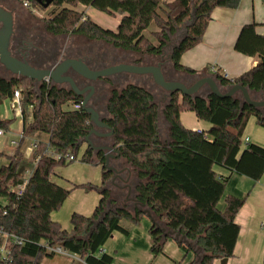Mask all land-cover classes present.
I'll use <instances>...</instances> for the list:
<instances>
[{"label":"trees","instance_id":"trees-1","mask_svg":"<svg viewBox=\"0 0 264 264\" xmlns=\"http://www.w3.org/2000/svg\"><path fill=\"white\" fill-rule=\"evenodd\" d=\"M18 1L23 6L29 2L26 9L44 8L35 0ZM241 1L52 0L50 6L56 11L45 25L47 32L56 37L82 36L112 46L111 54L96 56L98 66L142 62L120 57L117 50L154 56L157 63L164 62V48L174 36L183 33L170 47L165 69L168 66L177 75L174 81L182 79L181 73L197 79L198 71L182 65V55L202 41L216 8L237 9ZM81 5L112 17L121 15L117 30L104 29L77 11ZM152 24L160 29L154 34L158 46L145 35ZM258 26L256 22L244 25L235 44L237 52L258 57V65L233 80L215 72L213 76L222 92L239 84L249 90L252 99L264 100V34L258 33ZM61 55L62 45L55 53L49 52L42 65H55ZM104 80L112 90L101 88L91 106L113 130V148L120 151V157L107 164V152L94 151L87 145L82 161L101 166L102 184L85 187L97 189L101 199L91 216L72 214V230L68 231L52 219V214L65 203L71 190L56 184L52 176L56 167L75 161H68L70 156L77 159L85 138L94 129L91 116L83 109H65L71 101L82 102V97L68 86L0 78V106L14 98L17 88H22L23 138L35 134L48 137L34 149L32 159H38L35 165L19 149L0 167V264H42L57 255L49 248H61L83 264H113L114 257L102 252L104 246L115 232L129 234L121 224L123 219L138 223L146 215L145 210L151 212L149 235L154 257L164 254L168 239L177 241L176 235L180 234L188 244L177 241L178 245L194 255L189 264H215L216 260L232 258L240 233L236 217L246 199L228 195L221 210L219 203L229 178L220 177L214 167L226 168L255 182L263 177L264 147L248 143L243 149V136L251 117L264 128V107L248 105L241 93L219 98L207 86L196 96L175 92L162 110L168 128L164 138L156 94L138 84ZM100 101L104 102L102 108L98 107ZM183 111L194 112L211 128L202 132L185 128L180 120ZM11 124L12 120L0 118V128L8 131ZM118 165L124 166L125 172L124 180L116 181V185L112 183L115 173L108 167ZM27 173H31L28 182L18 194Z\"/></svg>","mask_w":264,"mask_h":264},{"label":"rangeland","instance_id":"rangeland-1","mask_svg":"<svg viewBox=\"0 0 264 264\" xmlns=\"http://www.w3.org/2000/svg\"><path fill=\"white\" fill-rule=\"evenodd\" d=\"M0 4L2 6H10L13 4V7H17L15 12V17L17 20H21L22 23H27L29 26H39L41 28H46V21L51 17V13L56 11L54 6H50L49 8H42L40 6L35 7L33 9H26L22 2L18 0H0ZM77 11L84 13L85 16L90 18L92 21L103 27L104 29L114 30L116 31L117 20L121 18L120 15H114V18L105 13H102L94 8L83 9V7H77ZM161 15L163 13L161 12ZM160 29L156 26V24H152L148 30L145 31L146 37L155 45H159V40L154 36V34L159 33ZM184 34L181 33L178 36H174L171 39V42L164 48L163 52L167 50V54L165 55L166 61L169 60L170 57V48L174 44L178 43L180 38ZM75 43L81 42V45L89 47L90 49H94L97 52L104 54L110 53L112 49L110 45L102 41H90L87 38L82 36H76ZM63 37H57L58 46L61 47L63 43ZM111 48V49H110ZM118 55V53H116ZM164 54V53H163ZM142 57V59H141ZM125 58L127 60H142L139 65H151L156 64L158 62V58L150 55L140 56L139 54H132L127 52ZM170 67H166L165 72L168 78L172 79L173 77H177L176 74L172 73L169 69ZM15 77L10 72H7L4 68L0 67V78L11 79ZM127 82L141 85L151 92L156 94V101L159 106V111L161 112L160 118V128L162 132V136L165 138L168 136V128L166 127L162 110L164 105L167 102H161L162 97L165 94V91L158 87L152 77L150 75H127ZM190 82V80H189ZM182 97V96H181ZM181 97H179V101H181ZM98 107L102 108L104 106V102L101 101L98 103ZM70 106H67L65 109H70ZM0 113L2 117L8 118V120H12L11 124V132L0 138V167L6 165L8 163V158L13 156L18 148L14 149L15 146L10 144V141L13 139H18L17 134L14 132H18L20 128L19 119L16 120L15 113L11 108L10 100H5L0 106ZM255 121H251L248 124V128H246L244 132L243 139L245 137H250L253 141V134L256 129H259L260 132H263L264 129L259 127L257 123V119L255 117ZM250 118V119H251ZM250 121V120H249ZM254 124V125H253ZM44 135V134H40ZM264 136V135H263ZM37 137L33 140H36ZM246 143L243 140V146ZM8 147V148H7ZM22 152L26 151L25 147L22 145ZM87 149V144L84 143L79 152L77 161L72 163L61 165L55 168L56 175H53V181H55L58 185L65 187L68 190H71V194L65 203L60 207L58 211H55L54 216L58 217L60 224L65 228H72L71 226V216L73 213L77 212L86 216H91L93 211L100 201V194L97 189H87L85 186L92 184L93 187L100 186L102 184V169L100 165H92L82 161V157ZM112 155H116L112 153ZM112 158V157H111ZM28 160H32V165L36 164V160L34 161L32 157L28 158ZM30 168V167H29ZM28 176V173L26 174ZM237 176L235 175L234 179L229 180L226 185L225 194L222 200L219 203V208L223 210L225 208V200L228 195H233L238 198L246 199L248 201L250 191L252 188L250 186H245L244 184H240L237 182ZM117 184V183H116ZM84 186V187H83ZM245 202V204H246ZM244 204V205H245ZM57 222V221H56ZM122 226H124L129 234L125 235L120 232H115L113 236L108 240L103 249L110 248V254L114 257L113 264H189L193 260V253H187V251L183 248H180L177 242L173 239L169 238L165 248L164 254H160L158 256H153L150 250V235L149 230L152 225V221L148 216H144L142 220L138 223H132L127 219H123ZM69 227V228H68ZM71 231V230H69ZM182 239L181 237H179ZM109 251V250H108ZM69 256V254H67ZM69 260L67 264H81L78 261H75L72 258H68ZM57 261L47 260L43 264H54ZM63 264V263H59ZM258 264H263V261Z\"/></svg>","mask_w":264,"mask_h":264},{"label":"crops","instance_id":"crops-1","mask_svg":"<svg viewBox=\"0 0 264 264\" xmlns=\"http://www.w3.org/2000/svg\"><path fill=\"white\" fill-rule=\"evenodd\" d=\"M81 7L88 10V7L82 5ZM121 18L117 20L116 30L120 24ZM253 22L259 24L257 28L258 33L264 34V0H242L239 8L237 9L216 8L211 15V21L209 22V25L204 33L202 41L197 46L182 55V65L198 71L199 75L197 76V79L202 76H213V74L218 71L227 79L233 80L250 71L258 65L260 59L258 57H249L237 52L235 50V44L242 27ZM74 37L76 36L70 35L63 37L62 55L60 60L72 58V56L76 53V50L73 49L76 47ZM111 51L109 54H111ZM116 52L120 57H125L127 54V52L122 50H117ZM120 63H127V61ZM127 75L129 74H120L119 76L113 78V82H122V84H128ZM179 75L187 81L190 80L192 82L196 80V78H192L184 73ZM109 90H112V88H109ZM14 113L16 120L19 119L20 128L17 133L14 132L17 134L18 139L11 140V145L12 142L19 143L21 141V134L23 132L22 115L16 111H14ZM0 118L2 120H8V118L2 117L1 113ZM180 120L183 126L189 130L202 132L208 131L211 128L209 123L199 120L196 114L191 111L181 112ZM251 121H255V119L251 118L248 124H250ZM248 126L249 125H247L246 128H248ZM3 131L4 134L0 136V138H3L11 132V126L8 131L4 129ZM262 133L263 132H260L259 129H256L253 134V138H255V136L257 137L253 141H251L252 139L250 137H247L250 139L249 143L264 147V134ZM36 137L37 141L33 140ZM41 141H48V137L46 135L35 134L31 138H26L21 141L22 145L26 149V151L23 152L26 157H32L34 151L30 150V148L34 144H37ZM245 146L246 145L243 146V149ZM16 148L17 147L15 146L14 149ZM214 170L220 177L229 178V180L234 179L235 175H238L220 166H215ZM54 175H56L55 172ZM237 182L244 184L245 186H250L252 190L250 191L248 201H245L246 204L239 211L236 217V223L240 226V233L235 246L234 256L226 260H216L215 264H258L262 261L264 262V175L257 182L248 177L238 175ZM52 219L59 222L58 217L54 216V214H52ZM69 230H72V228H69L68 231ZM103 251L111 255L110 248L103 249ZM66 257L72 258L75 261L83 264V262L80 261L77 256H68L62 254H57L52 259H45L42 264L47 260L57 261L54 264H67L69 261H72Z\"/></svg>","mask_w":264,"mask_h":264},{"label":"water","instance_id":"water-1","mask_svg":"<svg viewBox=\"0 0 264 264\" xmlns=\"http://www.w3.org/2000/svg\"><path fill=\"white\" fill-rule=\"evenodd\" d=\"M38 4L44 8H48L52 0H35ZM14 33V15L12 12L6 10L0 6V64H2L5 69L12 75L18 78H26L35 81V83H41L46 78H49L56 85H66L68 86L75 95L82 97L83 110L90 114L91 123L94 125V129L90 131L88 136L85 138V143L90 146L94 151H106L107 157H112L113 159L120 157V151H117L113 147L96 146L91 140V136L95 135L100 138L113 137L114 132L108 124H106L99 113L93 106H91V99L96 93V87L94 85L88 86L87 88L81 89L76 81L68 75L70 70L75 71L77 74L83 78L96 82L105 78H111L118 74H132V75H150L154 83L169 94L175 92L181 93L182 96H196L200 90L204 87H208L210 92L219 98H231L237 93H241L242 98L245 103L255 108H263L264 100H254L252 99L249 90L242 85H234L227 92H222L219 85L217 84L215 77L212 75L202 76L196 80L191 86H187L181 81L168 80L163 72L161 64L157 65H139L131 63H120L116 65H111L103 69H92L90 68L82 59L80 58H65L58 64L45 67L37 68L26 60H20L12 55L10 50L11 38ZM107 130L109 132L102 133L100 130ZM115 153L116 155H112ZM108 159V158H107ZM108 164V162H107ZM109 171L115 173V177L112 182H114L117 176L121 173L114 167H108ZM130 171L129 169H126ZM124 171V170H123ZM128 178L125 182H129ZM129 192L131 187L127 185ZM142 207L145 204L140 203ZM145 214L150 218L151 212L149 210L144 211ZM165 232V230H163ZM173 234L172 232H169ZM180 234L176 235V240L179 244L188 241L185 237L179 238ZM226 260V259H224Z\"/></svg>","mask_w":264,"mask_h":264},{"label":"flooded vegetation","instance_id":"flooded-vegetation-1","mask_svg":"<svg viewBox=\"0 0 264 264\" xmlns=\"http://www.w3.org/2000/svg\"><path fill=\"white\" fill-rule=\"evenodd\" d=\"M0 6H2V5L0 4ZM2 7L5 8L6 10L12 12L14 15V33H13V36L11 38V45H10V50L12 52V55L17 59L26 60L27 62H29V64H31L37 68H45L46 66L42 65L43 58L46 55H48L49 52L55 53L60 48L58 46V43H57V37L48 33L46 28L43 29L39 26H34V25L29 26L27 23H22V21L20 19L17 20L16 19L17 17H15V12L17 10V7L14 8L13 4L8 6V7H6V6H2ZM75 45H76V47H74L73 49L76 50L75 51L76 53L72 56V58L82 59L92 69H103V68L108 67V66H98L95 63L96 56L102 57L104 54H101L94 49H90L89 47L81 45L80 41L78 43L76 42ZM166 54H167V50L164 51V54L162 56V59L164 60V62H159V63H156L154 65L161 64L162 68L164 70L165 64H166V62H165V55ZM61 61L62 60H59L56 64H58ZM0 67L5 69V67L2 64H0ZM164 73H165V70H164ZM68 75L71 76L76 81V83L78 84V86L81 89H84V88H87L88 86L94 85L96 87V93L94 94V96H96V94H98V91L101 90V88H104L106 90V88H109V86H110L109 83L107 81H105L104 79L98 80L96 82H92V81H89V80L83 78L82 76H80L79 74H77L73 70H70L68 72ZM119 75L120 74L115 75L111 78H105V79H110L111 81H113V78L116 76H119ZM165 75H166V73H165ZM166 77H167V75H166ZM168 79H170V78H168ZM171 80L174 81L173 79H171ZM196 80L189 82L184 78H182V79L178 78V80H175V81H181V82L185 83L187 86H191L192 84H194L196 82ZM63 86H66V85H63ZM94 96L92 97V99L94 98ZM169 100H170V94L165 93L161 99V102H168ZM100 132L107 133L109 131L103 129V130H100ZM91 140L93 141L94 145H96V146L113 147L112 137L100 138V137L93 135V136H91ZM104 152H106V151H104ZM107 158H108L107 159L108 163L110 162L109 161L110 159H113L111 157H107ZM116 169L118 171H121V173L117 176L116 180L114 182H112L113 184H116V181H118V180H121V181L124 180L123 179V174L125 172L124 166L122 167L121 165H118L116 167Z\"/></svg>","mask_w":264,"mask_h":264},{"label":"built area","instance_id":"built-area-1","mask_svg":"<svg viewBox=\"0 0 264 264\" xmlns=\"http://www.w3.org/2000/svg\"><path fill=\"white\" fill-rule=\"evenodd\" d=\"M24 7L29 8L30 7V3L29 2H24ZM44 82L51 83L52 81L49 78H46L44 80ZM21 99H22V88L19 87V88H17L15 90L14 98L11 100V106H12V109L14 111H16V112H18L19 114L22 115V113H21V106H20ZM69 106L71 107L70 108L71 110H77V111H79V110L83 109V101L82 102H73V101H71V102H69ZM3 134H4V131H3L2 128H0V136H2ZM23 140H24V138H23V132H22V134H21V141H23ZM243 140L246 143L245 145H247L250 142V139L247 138V137L244 138ZM21 141L19 143L12 142V145H15L18 149H20L21 146H22V142ZM37 144H34L30 148V150H33L34 151V149L36 148ZM57 158H60V157L57 156ZM74 160L77 161L78 159H75L74 156H70L68 158V161H74ZM37 161H38V159H36V163H37ZM30 175H31V173H28V176L26 177V180H25L24 184L17 189V193L18 194H22V192L24 191L25 186H26V184L28 182V178L30 177ZM49 250L51 252L56 253V254H62V255H67L68 254L67 252H65L61 248H49ZM3 252H4V254H7V250H4L3 249ZM102 252H104V251H102Z\"/></svg>","mask_w":264,"mask_h":264}]
</instances>
